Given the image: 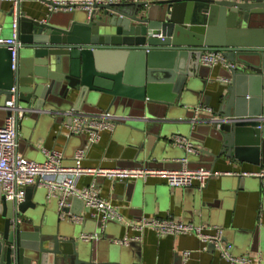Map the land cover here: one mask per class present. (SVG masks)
I'll list each match as a JSON object with an SVG mask.
<instances>
[{
    "label": "water",
    "instance_id": "water-1",
    "mask_svg": "<svg viewBox=\"0 0 264 264\" xmlns=\"http://www.w3.org/2000/svg\"><path fill=\"white\" fill-rule=\"evenodd\" d=\"M36 1L54 7L52 0ZM99 1L91 11H51L44 20L29 18L19 5L15 69L11 50L0 48V116L10 115L13 88L23 110L20 133L24 122L49 114L69 126L71 111L98 115L109 96L105 112L136 142L132 164L122 169H165L156 158L160 134L150 131L149 138V128L185 110L191 139L220 143L214 153L190 140L211 169L222 158L264 166V0ZM14 18L13 8L0 10V29ZM209 50L220 51L235 68L226 70L230 84L219 111L196 115L192 108L201 99L209 106L202 94L211 68L201 64ZM183 152L181 161L189 163L194 156ZM231 178L228 190L245 188V178ZM124 182L133 189L132 181ZM36 191L27 188L25 201L15 207L0 189V264H127L129 253L100 233L85 243L65 231L67 220L43 222Z\"/></svg>",
    "mask_w": 264,
    "mask_h": 264
},
{
    "label": "crops",
    "instance_id": "crops-1",
    "mask_svg": "<svg viewBox=\"0 0 264 264\" xmlns=\"http://www.w3.org/2000/svg\"><path fill=\"white\" fill-rule=\"evenodd\" d=\"M11 8L12 4L8 0H0V10L9 11ZM21 11L29 18L44 20L50 13V7L36 0H23ZM10 22L7 31L0 29L4 37L12 36V20ZM224 71L226 69L223 66L217 65L210 69L209 79L205 80L202 96L209 98L208 107L214 113L219 111L222 97L228 87V84L222 81L227 78ZM110 100L109 96L103 97L97 107V114L107 110ZM203 102L204 100L201 99L198 105H203ZM190 108L188 106L187 110ZM204 115L209 116V114ZM177 116L166 119L167 122L161 126L155 125L149 128V138L154 136V133L160 134L161 137L156 142L155 137L152 139L153 143H158L161 153L156 157L157 164L169 171L205 168L220 175L211 177L207 187L202 190L196 183L189 188H171L164 180L155 178L146 182L132 180L134 186L129 190L124 181L99 178L96 183L101 197L115 206L123 219L103 223L101 216L95 210L85 207L81 200L73 199L68 213L71 216H80L83 220L75 224L64 222L65 231L74 232L78 238L82 234L99 235L100 233L107 242L129 253L127 264H133L135 261L140 264H229L220 257L215 248L211 247L212 244L206 245L196 236H165L153 230L138 233L127 228L128 222H139L144 218H171L176 222L202 226L203 232L207 235H216L221 230L223 240L234 245L235 255L247 256L253 264H264V178L259 176L264 172V166L247 162L236 163L222 158L211 169L210 161L200 154L193 155L194 158L189 163H184L181 161L184 149L173 146L171 139L175 135H181L194 142L201 143V141L191 139L193 126L187 119L189 113L182 110ZM4 120L5 117L0 116V126L3 125ZM201 133L207 135L208 130L203 127ZM68 135L67 123L51 114L40 117L34 123L24 122L19 138L21 140L19 152L30 161L43 162L45 160L43 149L56 150L62 154V165L73 167L74 154L78 149L85 147L87 138ZM201 144H204L205 150L214 153H217L220 147L219 142L209 137ZM136 153V142L130 141V131L124 127H117L101 134L99 143L88 151L83 166L129 168L127 166L132 164ZM228 176L229 179H226ZM231 177L245 178V188L238 191L228 190L226 182L232 185L235 181ZM91 181L90 177L83 178L80 185L87 186ZM35 187L37 191L33 193V201L43 202L40 208L42 221L57 224L58 197L49 198L46 188ZM57 196H60L59 192ZM30 212L34 213L32 210ZM1 223L0 217V229ZM126 237L139 239L130 241L126 246L116 243ZM186 252L189 253L187 257L184 255Z\"/></svg>",
    "mask_w": 264,
    "mask_h": 264
},
{
    "label": "built area",
    "instance_id": "built-area-1",
    "mask_svg": "<svg viewBox=\"0 0 264 264\" xmlns=\"http://www.w3.org/2000/svg\"><path fill=\"white\" fill-rule=\"evenodd\" d=\"M15 11V18L12 23V36L3 37L0 33V48H8L12 52V68L16 64V46L18 44V25L16 11L23 0H8ZM54 7L51 11L70 12L76 9L92 10L93 5L101 3L99 0H52ZM203 66L213 68L217 65L223 66L230 71L235 65L229 63L220 51L209 50L201 58ZM226 84H230L227 78L222 79ZM13 96L7 103L6 109L10 115L0 126V189L6 201L13 202L18 207L25 201L26 189L34 186L44 187L48 190L49 198L58 197V210L61 220H67L71 223H79L83 220L80 216H71L67 209L71 207L73 199H79L84 206L95 210L102 218L103 223L115 220H122L117 208L101 197L100 189L96 181L99 178L111 181H132L143 180L146 182L151 178L164 180L171 188H189L195 183L199 189L207 187L211 177L220 175L213 173L205 168L191 170L188 168L179 171H169L164 169H121L95 167L87 168L83 162L91 147L98 144L101 140V134L105 131H112L116 128L113 123V117L109 113H101L90 116L82 112L71 111L69 114L74 116L72 125H68L69 137L82 136L87 138V145L78 149L74 154V166L65 167L62 165V154L56 150L43 149L45 160L43 162H34L26 159L19 153L20 121L23 117V110L16 106V89L11 90ZM196 115H213V110L204 105H198L193 108ZM173 146L184 149L190 155H199L198 149L189 138L175 135L171 139ZM264 178V172L259 174ZM92 178L88 186H81L83 178ZM57 192L60 196H57ZM127 228L141 233L145 230H153L159 235L181 236L192 235L198 237L206 245L212 244L220 257L229 264H253L247 256H237L234 254V245L223 240V232L220 230L216 235H207L203 232L202 226L193 223L176 222L171 218L167 219H142L139 222H128ZM80 239L84 242H92L98 239V234H82ZM124 238L116 243L126 246L130 241L138 240ZM186 257L188 252L184 254Z\"/></svg>",
    "mask_w": 264,
    "mask_h": 264
},
{
    "label": "rangeland",
    "instance_id": "rangeland-1",
    "mask_svg": "<svg viewBox=\"0 0 264 264\" xmlns=\"http://www.w3.org/2000/svg\"><path fill=\"white\" fill-rule=\"evenodd\" d=\"M10 20L7 22V24H6V26H5V31H7V29H8V25H10ZM11 27H12V25H11ZM3 37H4V35H3ZM227 74V72L226 71H224V75H226ZM82 136H84V135H82ZM20 144H21V140H19V147H20ZM20 153V152H19Z\"/></svg>",
    "mask_w": 264,
    "mask_h": 264
}]
</instances>
